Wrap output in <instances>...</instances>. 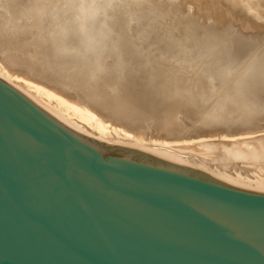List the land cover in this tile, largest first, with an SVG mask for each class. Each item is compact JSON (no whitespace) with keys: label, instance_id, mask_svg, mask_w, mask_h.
Masks as SVG:
<instances>
[{"label":"water","instance_id":"95a60500","mask_svg":"<svg viewBox=\"0 0 264 264\" xmlns=\"http://www.w3.org/2000/svg\"><path fill=\"white\" fill-rule=\"evenodd\" d=\"M0 264H264V190L75 131L0 77Z\"/></svg>","mask_w":264,"mask_h":264},{"label":"bare ground","instance_id":"6f19581e","mask_svg":"<svg viewBox=\"0 0 264 264\" xmlns=\"http://www.w3.org/2000/svg\"><path fill=\"white\" fill-rule=\"evenodd\" d=\"M260 2L259 7L254 0H244L240 5V14L254 20L246 23L207 10L199 34L192 32L194 19H184L183 33L161 49L148 50L142 65L152 86L169 92H192L203 98L226 80L236 76L241 79L240 73L257 65L258 78L237 84L246 100L232 104L235 122L229 131L215 127L213 120L206 122L212 110L194 118L197 127L190 133L189 129L183 132L185 125L181 127L174 119L180 110L176 104L157 115L150 100L131 101L125 107L116 103L107 106L101 101L103 97L98 100L100 92L86 85L79 53L85 56L102 50L109 54L117 45L128 44L123 35L117 37L118 25L99 7H92L89 14L93 16L85 18V11L70 6L67 0H0V77L75 131L139 148L224 182L264 190L263 170L252 174L232 171L224 165L214 166L206 157L207 150L217 143L234 157H264V0ZM71 14L76 17L70 18ZM74 30L78 33L75 38L71 37ZM78 39L96 46L85 47ZM66 44L69 47L60 50ZM96 93L100 95L97 98ZM216 138L222 142H216Z\"/></svg>","mask_w":264,"mask_h":264},{"label":"rangeland","instance_id":"374dc122","mask_svg":"<svg viewBox=\"0 0 264 264\" xmlns=\"http://www.w3.org/2000/svg\"><path fill=\"white\" fill-rule=\"evenodd\" d=\"M67 1L72 7L80 6L85 11L87 16L85 18L93 16L91 13V15L89 14V10L92 7H99L101 11L103 10V12L108 14V17L115 25H118L116 31L118 34L117 37L123 35L128 40L127 45H117L116 51L113 50L114 52L109 54H103L102 50L99 53L95 52L99 50H94L93 53H88V55L84 56L78 52L81 57L79 62L85 69L86 85L90 88H93L95 91L100 92L99 94L101 96L98 93H96L97 95L95 96L96 98L98 95L101 97H99L98 100H101L103 97V100L101 101H104L105 105L109 106V103L111 105L112 103H116L117 105H113L120 106V104H122L120 107H125V105L131 101L133 102L140 99L150 100L155 108H153V111L155 113L158 111L157 115L163 114L165 108L172 104H176L180 110L174 119L179 120L181 127L185 125L183 127L185 130L182 128V130H184L183 132L189 129L190 133H194V129L197 127V122H195L194 118L202 117L205 115V113L209 112V110H212V117L206 122L211 123L213 120L215 127H219L224 131L232 130L231 128L235 122V116L231 113L233 111L232 104L246 100V94L238 90L237 84L240 81L246 83L253 80L254 78H258L260 68H258L257 65L248 69V71L245 73H243L244 71L240 73L241 79L239 80L236 79L238 78L237 76L226 80V82L221 85L218 90L206 98H203L192 92H169L162 88H156L152 86L149 82V79L146 78L143 73L144 69L142 65L144 64L146 59L145 55L147 54L148 50L152 48L161 49L166 45V42H172L175 37H178L183 33L182 21L184 19L189 20V22L194 19V26L191 28L194 34H199L201 32V25L204 22V14L207 10H216L222 15L233 18L237 22L246 23L248 21H254L250 20L251 18L249 15L247 16L240 14L239 12L238 8L243 4L244 0ZM260 1L262 0H254L255 5L258 7L261 6L262 2ZM54 13H56V11H54ZM75 17L76 15H70V18ZM76 36H78V33L76 30H74L71 33V37L75 38ZM84 36H86V33L81 34L80 38ZM78 42H83L82 45H85V47L87 46L90 48H95L96 46L95 43L84 41L83 39H80ZM78 42H72V44H76ZM68 47L69 45L67 44L65 46L62 45L60 50H65ZM78 47H81L80 44H78ZM124 52L132 55H128L126 57L125 55H122ZM62 56L67 55L63 53ZM126 60L131 61L128 64H123ZM127 81L130 84H128ZM96 84H100L99 86L101 88H98ZM113 87L114 89L117 87V89L114 90ZM123 87L125 88L126 93ZM100 90L104 93H101ZM105 90L106 92L108 91V95L110 94L109 97L106 94L109 99L104 97L106 93ZM127 90L130 93H128ZM119 94H121L120 97ZM112 98H115L116 101ZM104 99L107 100L105 101ZM107 101H109L108 104ZM190 105H192V107H190ZM220 140L222 139H215L216 142H219ZM206 157L211 163H215L214 166L220 167L224 165L232 171L238 169L247 174H252L253 172H259L262 170L264 171L263 156H253L246 154L239 157H234L231 155V152L222 147L220 143H217L214 147L208 149Z\"/></svg>","mask_w":264,"mask_h":264}]
</instances>
